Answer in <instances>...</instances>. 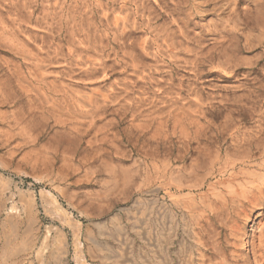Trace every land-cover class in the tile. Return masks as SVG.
Returning a JSON list of instances; mask_svg holds the SVG:
<instances>
[{"label": "rangeland", "instance_id": "obj_1", "mask_svg": "<svg viewBox=\"0 0 264 264\" xmlns=\"http://www.w3.org/2000/svg\"><path fill=\"white\" fill-rule=\"evenodd\" d=\"M242 163L256 177L214 187L219 168ZM257 174L264 0H0V264H11L2 257L8 208L22 221L26 200L40 238L15 264H49L39 250L55 244L58 201L104 247L118 243L94 223L122 222L133 254L142 248L158 264L130 213L152 211L171 264H198L193 215L212 213L205 242L252 259L264 250Z\"/></svg>", "mask_w": 264, "mask_h": 264}, {"label": "bare ground", "instance_id": "obj_2", "mask_svg": "<svg viewBox=\"0 0 264 264\" xmlns=\"http://www.w3.org/2000/svg\"><path fill=\"white\" fill-rule=\"evenodd\" d=\"M239 166L240 167H234L230 173L224 168H219L217 170V175H219L220 177L216 181V183L213 184L214 187L215 188L229 187L230 185L229 184L226 185V182L227 181L232 182L234 181V178L240 175L247 179L250 177H256V173L250 170L251 165L249 163H242ZM259 167L262 169L263 164L259 163ZM164 172H163V176H160V175L157 176L156 181H158L159 178L165 179L167 177L166 174L164 175ZM257 177H259L260 179V186H258L257 191L263 194L264 193V181H263L264 178H261L262 176H260V174H257ZM112 179L115 182H118V183L120 182L119 179H116V178H112ZM164 179L162 180V182H166ZM127 184H128L127 179L123 181L121 180L120 186L116 185L115 188L113 189V192L115 193V191H117L118 189L123 190L124 186H126ZM165 184H168V183L166 182ZM162 185L164 186V184ZM176 187L179 191L182 190L181 188H179L180 186L179 187L176 186ZM244 191L247 194L249 193V189L248 190L245 189ZM207 194L208 193H204L200 195L201 196L200 198L206 199ZM25 203H26L25 204L26 206L25 215L26 216H25V219L22 221L19 216L20 213L16 212L17 211L16 206H12L8 208V212H9L8 214H11V215H9L8 224H7L8 228L5 231L6 235L4 239L2 257L5 262L10 261L11 264H15L16 258L19 255V253L28 254L34 251L37 247V242L40 238L38 234L35 233V226L37 222L35 219L33 202L31 200H26ZM58 203H59L58 207L62 208L64 210V213H60L61 215L60 226L53 228V230H55V233H56L55 244L53 246H48V245L43 244L40 247L41 250H39L42 257L47 258L49 264H51L52 261L55 262L56 264H94L90 261L91 258L93 257L99 258V260L103 264L105 263L106 264L108 263L109 264H140V260L142 261L143 264H158L155 262L154 258L151 256H148V254L145 251H143L142 248L138 256L133 254V251H132L133 238L128 235L127 233L128 229L127 227H125V225L122 222L113 220L110 226H108L106 223L104 225V229L101 223L99 222L94 223L96 227L100 225L99 230H98L99 236L106 235L110 238L111 242L115 241L118 243V246H114L109 241H107L106 247H104L102 245L103 242L99 240L97 236H95L90 230L84 227V223L83 221H81V219L75 218L73 213H70L68 212V210L64 209V206L62 205L60 201H58ZM149 213H152V211L146 210L145 212L140 213L141 215L139 216H137V214L134 215V213H130L129 219L133 221V226L131 225V228L136 230L137 234L141 236V238L145 240L147 244L152 246L154 256L160 255V257L163 258L162 259L163 261L161 264H171V260L169 256L167 255L163 256L164 254L161 253L162 247L157 240L158 233L156 232L155 229H153L152 227H149L148 225L147 218H148ZM211 215L212 213H194L193 215V223H194L193 229L195 231L196 237L198 236V239H199V243H198L199 246H197L198 247V251H197L198 252L197 254L198 264H264V250L260 252L259 254L255 252L252 259H250V258H247L248 254L247 256H243L241 258L238 255L234 257L235 255L231 253L230 251L229 252L231 254L226 253V252L220 253V251L218 250L220 248L218 247L217 249L215 247L217 245L213 246L214 243L212 244V246L215 247L216 249L209 246V244L205 242L206 240H204V238L206 236L205 226L206 224L209 223L208 218ZM259 226L260 225H258L257 228ZM47 229L48 230L46 231L47 232L46 239L51 234V230H52L50 229V227H47ZM207 230L210 231L209 229ZM21 231L22 233H20ZM171 232L172 230H170V233ZM209 233L211 235V232ZM69 234H72V242H70L69 240L70 238ZM245 236L246 237L249 236L248 231L246 232ZM170 239H171V234L169 236L166 231L165 239H163V241L167 243V242H170ZM209 243H212V242H209ZM244 244L246 245L247 242H245ZM46 252L47 254H45Z\"/></svg>", "mask_w": 264, "mask_h": 264}]
</instances>
